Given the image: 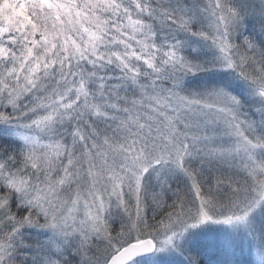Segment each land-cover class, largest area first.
<instances>
[{"label": "snow or ice", "instance_id": "snow-or-ice-1", "mask_svg": "<svg viewBox=\"0 0 264 264\" xmlns=\"http://www.w3.org/2000/svg\"><path fill=\"white\" fill-rule=\"evenodd\" d=\"M259 16L264 36V0ZM246 19L234 0H0V125L19 141L0 146V264H137L209 222L250 228L264 40ZM213 68L248 85L253 112L225 87L186 89Z\"/></svg>", "mask_w": 264, "mask_h": 264}, {"label": "rangeland", "instance_id": "rangeland-1", "mask_svg": "<svg viewBox=\"0 0 264 264\" xmlns=\"http://www.w3.org/2000/svg\"><path fill=\"white\" fill-rule=\"evenodd\" d=\"M234 3L242 9L247 17L245 34L254 36L258 41L264 40V36L259 35L261 0H234ZM192 39H189L192 45L191 51L188 49L189 55H191L193 47H198L207 52L206 63H211L214 52L207 47V43L198 38ZM185 87L189 91L225 87L241 98L250 113L254 111L253 106L257 103L245 82L219 68H213L209 72L187 78ZM0 145L5 148L19 145V141L9 135L8 126L1 125L0 127ZM172 183L174 187L181 189L185 187L182 176H176ZM166 199L167 203L171 204L174 197L168 193ZM148 214L151 217V208L148 210ZM251 219L250 228L234 227L223 223H206L185 234L184 239L179 242L180 251L155 252L149 257L138 260L137 264H189L192 257L197 258L200 264H260V256L264 253V208L257 209ZM119 223V219L114 221L113 227L116 230H119ZM49 235L48 232L40 229L28 228L25 230L26 239L33 243L44 242Z\"/></svg>", "mask_w": 264, "mask_h": 264}, {"label": "trees", "instance_id": "trees-1", "mask_svg": "<svg viewBox=\"0 0 264 264\" xmlns=\"http://www.w3.org/2000/svg\"><path fill=\"white\" fill-rule=\"evenodd\" d=\"M196 27H197V29H198V28H199V25H197ZM192 38H196V37H192V36H188V35H182V36H181V39H184L185 41L187 40L186 42H187V44H188V47L185 48V53L188 54V55H189V53H190V51H191V50H190V47L192 46V45H191V42H189V39H192ZM193 40H194V39H192V41H193ZM193 42H194V41H193ZM188 49H189L190 51H189ZM200 50H201V49H200ZM206 54H207V52H205V50L202 49V50L200 51V54H199V55H197V54H195V53L192 52L190 56H191L193 59H196V60H199V61H202V62H205V63H206V58H207V56H205ZM2 126H3V125H2ZM0 127H1V125H0ZM0 146H1V145H0ZM8 148H9V147H8ZM12 148H16V147L11 145L10 149H12ZM28 241H29L30 243H33V241H31V240H29V239H28Z\"/></svg>", "mask_w": 264, "mask_h": 264}, {"label": "water", "instance_id": "water-1", "mask_svg": "<svg viewBox=\"0 0 264 264\" xmlns=\"http://www.w3.org/2000/svg\"><path fill=\"white\" fill-rule=\"evenodd\" d=\"M155 252H153V253H143V254H141L137 259H140V258H143V257H148V256H151V255H153Z\"/></svg>", "mask_w": 264, "mask_h": 264}]
</instances>
